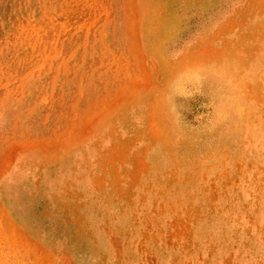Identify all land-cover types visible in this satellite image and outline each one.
<instances>
[{"label": "rangeland", "instance_id": "obj_1", "mask_svg": "<svg viewBox=\"0 0 264 264\" xmlns=\"http://www.w3.org/2000/svg\"><path fill=\"white\" fill-rule=\"evenodd\" d=\"M0 264H264V0H0Z\"/></svg>", "mask_w": 264, "mask_h": 264}]
</instances>
